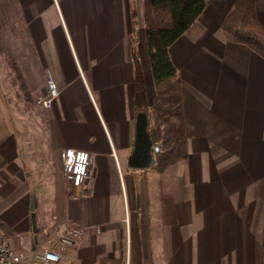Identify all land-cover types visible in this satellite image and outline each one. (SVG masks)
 I'll return each instance as SVG.
<instances>
[{
	"label": "crops",
	"instance_id": "0c3cea01",
	"mask_svg": "<svg viewBox=\"0 0 264 264\" xmlns=\"http://www.w3.org/2000/svg\"><path fill=\"white\" fill-rule=\"evenodd\" d=\"M69 1L90 77L45 69L60 85L46 108L48 139L60 172L63 148L92 153L87 192L72 199L64 180L40 181L34 170L25 172L27 150L14 137L0 138V164L8 174L0 179V222L14 242L34 236L35 212L38 230L59 220L88 228L81 243L63 253L62 264H264V57L226 38L222 22L235 0H206L169 47L181 78L189 154L164 171L128 165L136 118L135 9L150 102L155 94L143 0L142 6L137 0ZM28 6L37 11L41 2ZM256 8L264 24V0H256ZM73 78L77 87L70 86Z\"/></svg>",
	"mask_w": 264,
	"mask_h": 264
},
{
	"label": "rangeland",
	"instance_id": "374dc122",
	"mask_svg": "<svg viewBox=\"0 0 264 264\" xmlns=\"http://www.w3.org/2000/svg\"><path fill=\"white\" fill-rule=\"evenodd\" d=\"M30 1L0 0V138L14 137L18 147L27 150L30 161L25 172L34 170L35 180L58 183L64 179L49 145L48 112L37 102L47 91L45 69L59 67L74 77L78 73L82 78L90 76L66 0H46L45 5L35 0L41 2L37 11L29 8ZM137 1L142 6V0ZM18 69L31 100L20 88ZM70 86H78L77 78L70 80ZM7 177L0 164V179ZM3 229L0 222V234L12 237Z\"/></svg>",
	"mask_w": 264,
	"mask_h": 264
},
{
	"label": "trees",
	"instance_id": "16d2710c",
	"mask_svg": "<svg viewBox=\"0 0 264 264\" xmlns=\"http://www.w3.org/2000/svg\"><path fill=\"white\" fill-rule=\"evenodd\" d=\"M206 0H143V19L155 94L149 101L143 66L138 54L137 9L133 10V67L135 112L146 110L153 142L161 145L154 167L164 171L188 157L181 78L169 47L197 20ZM228 40L248 45L264 57V24L257 16L256 0H235L222 22ZM20 88L31 100L18 69Z\"/></svg>",
	"mask_w": 264,
	"mask_h": 264
},
{
	"label": "built area",
	"instance_id": "2783aa9c",
	"mask_svg": "<svg viewBox=\"0 0 264 264\" xmlns=\"http://www.w3.org/2000/svg\"><path fill=\"white\" fill-rule=\"evenodd\" d=\"M59 93L57 83L49 74L47 91L37 102L48 108ZM160 151V143L153 142L154 156ZM60 155L66 193L72 199L80 198L87 192L93 155L75 147L63 148ZM87 230L73 221L59 220L52 226L41 227L33 237L21 235L18 243L0 234V264H62L63 253L79 245Z\"/></svg>",
	"mask_w": 264,
	"mask_h": 264
},
{
	"label": "water",
	"instance_id": "95a60500",
	"mask_svg": "<svg viewBox=\"0 0 264 264\" xmlns=\"http://www.w3.org/2000/svg\"><path fill=\"white\" fill-rule=\"evenodd\" d=\"M155 159L153 140L149 132V115L146 110H141L136 113L134 145L128 157V165L131 168L146 169L154 165ZM31 208H34L33 204ZM31 219L33 231L37 232L38 224L35 212H32Z\"/></svg>",
	"mask_w": 264,
	"mask_h": 264
}]
</instances>
